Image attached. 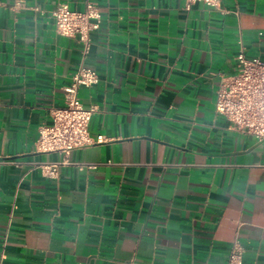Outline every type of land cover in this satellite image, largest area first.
<instances>
[{
    "label": "crops",
    "instance_id": "1",
    "mask_svg": "<svg viewBox=\"0 0 264 264\" xmlns=\"http://www.w3.org/2000/svg\"><path fill=\"white\" fill-rule=\"evenodd\" d=\"M89 2L85 54L53 13ZM242 49L264 60V0H0V264H264V140L215 110ZM81 66L103 142L37 151Z\"/></svg>",
    "mask_w": 264,
    "mask_h": 264
},
{
    "label": "built area",
    "instance_id": "2",
    "mask_svg": "<svg viewBox=\"0 0 264 264\" xmlns=\"http://www.w3.org/2000/svg\"><path fill=\"white\" fill-rule=\"evenodd\" d=\"M190 10L197 3L220 10L221 0H185ZM37 10V9H35ZM56 31L59 35L78 39L87 54L91 46V34L101 28L102 15L97 4L89 2L84 12L71 11L61 5L54 13ZM238 70L233 76L222 79L217 91L215 110L237 132L264 140V60L249 59L244 50L237 57ZM97 71L81 66L65 89V105L51 111L52 124L42 125L36 149L43 153H68L96 143L103 137H92L89 125L97 107H85L79 97L81 88L99 84ZM65 164V162H63ZM50 174L56 175V167ZM244 249L236 242L228 264H243Z\"/></svg>",
    "mask_w": 264,
    "mask_h": 264
}]
</instances>
